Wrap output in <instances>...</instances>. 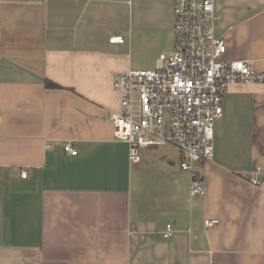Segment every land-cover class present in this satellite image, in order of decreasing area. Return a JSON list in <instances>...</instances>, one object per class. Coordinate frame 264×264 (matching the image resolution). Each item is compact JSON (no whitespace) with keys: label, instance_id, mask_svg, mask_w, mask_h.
Wrapping results in <instances>:
<instances>
[{"label":"crops","instance_id":"obj_1","mask_svg":"<svg viewBox=\"0 0 264 264\" xmlns=\"http://www.w3.org/2000/svg\"><path fill=\"white\" fill-rule=\"evenodd\" d=\"M175 1L0 0V264H264V83L224 92L201 197L177 146L114 136L113 74L171 53ZM214 10L223 59L264 71V0Z\"/></svg>","mask_w":264,"mask_h":264},{"label":"built area","instance_id":"obj_2","mask_svg":"<svg viewBox=\"0 0 264 264\" xmlns=\"http://www.w3.org/2000/svg\"><path fill=\"white\" fill-rule=\"evenodd\" d=\"M214 0H176L174 6L173 49L159 54V68H130L114 72L113 87L119 94L120 111L110 112L114 136L128 144L131 161L139 158V148L168 141L180 151L179 168L189 174L191 198L204 194L198 165L213 156L214 123L222 115V97L235 82L264 83V71L247 60L226 61L223 38L214 36L218 19ZM122 34L110 42L123 43ZM64 149L72 155L70 143ZM27 172L21 171L26 177ZM217 219H205L212 227ZM173 230L165 227L164 235Z\"/></svg>","mask_w":264,"mask_h":264},{"label":"rangeland","instance_id":"obj_3","mask_svg":"<svg viewBox=\"0 0 264 264\" xmlns=\"http://www.w3.org/2000/svg\"><path fill=\"white\" fill-rule=\"evenodd\" d=\"M162 65H163V62L158 59V62L156 64V68L162 67Z\"/></svg>","mask_w":264,"mask_h":264},{"label":"trees","instance_id":"obj_4","mask_svg":"<svg viewBox=\"0 0 264 264\" xmlns=\"http://www.w3.org/2000/svg\"><path fill=\"white\" fill-rule=\"evenodd\" d=\"M46 85H52V86H56L57 84L53 83L52 81L46 80Z\"/></svg>","mask_w":264,"mask_h":264}]
</instances>
